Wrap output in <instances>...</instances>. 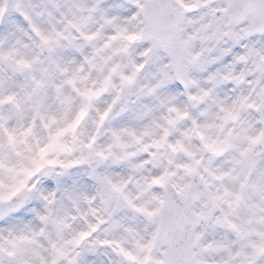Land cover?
<instances>
[{"label":"snow or ice","instance_id":"1","mask_svg":"<svg viewBox=\"0 0 264 264\" xmlns=\"http://www.w3.org/2000/svg\"><path fill=\"white\" fill-rule=\"evenodd\" d=\"M0 264H264V0H0Z\"/></svg>","mask_w":264,"mask_h":264}]
</instances>
